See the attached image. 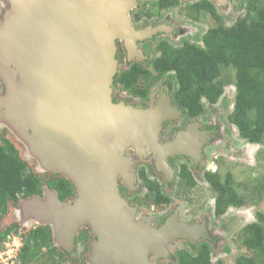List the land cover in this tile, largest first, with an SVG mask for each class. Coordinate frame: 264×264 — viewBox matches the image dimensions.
Returning <instances> with one entry per match:
<instances>
[{"label":"water","instance_id":"water-1","mask_svg":"<svg viewBox=\"0 0 264 264\" xmlns=\"http://www.w3.org/2000/svg\"><path fill=\"white\" fill-rule=\"evenodd\" d=\"M7 3L0 24V71L12 68L20 87L0 101V115L28 134L43 168L65 175L76 190L65 203L47 189L45 200L34 196L19 203L22 212L53 222L54 238L64 250H70L83 225L98 237L96 248L106 245L122 257L152 250L151 236L164 242L169 234L162 228L151 235L133 222L117 188L116 177H128L129 163L118 146L141 147L173 110L166 100L147 109L111 100L114 40L121 36L129 46L138 35L127 16L129 0ZM170 146L162 147V165Z\"/></svg>","mask_w":264,"mask_h":264},{"label":"flooded vegetation","instance_id":"flooded-vegetation-1","mask_svg":"<svg viewBox=\"0 0 264 264\" xmlns=\"http://www.w3.org/2000/svg\"><path fill=\"white\" fill-rule=\"evenodd\" d=\"M215 1L129 0L127 16L138 35L129 46L121 36L114 40L117 70L112 81L111 100L139 109L155 108L160 101L166 100L167 107L174 112H166L159 121L154 140L146 136L147 141L141 147L118 146V151L129 163L124 173L128 177L123 174L116 177L117 188L134 223L151 235L163 228L169 238L163 242L157 237L153 239L155 234L150 237L154 243L152 250L122 257L107 250L106 245L93 246L99 239L90 225H83L74 235L70 248L80 244L94 252L76 264H136L129 262L134 260H138V264H201L203 257L211 264H225L221 258H211L217 245L215 237L227 236L232 227L241 224L240 219L231 221L224 215L230 208L238 209L244 204L229 203L223 208L227 191L222 189L229 187L227 175L231 172L223 171L221 163L229 157L231 146L228 144L221 151L220 140L229 135L212 117L206 119L205 108L222 98L226 85L223 83L222 93L214 103L205 96H201L198 103L191 102L177 96L175 69L166 66L162 70L157 65L161 61L167 63L174 55H191V47H204V35L216 24L232 25L221 21L214 8ZM203 3L212 5L217 18L209 10L201 9ZM134 68H138V72L133 76L132 85L125 86L119 77ZM227 120L236 127L229 115ZM238 135L237 141L245 139L239 131ZM166 144H171L172 152L165 153V165H162L159 158ZM234 188L237 195L245 197L243 186L234 183ZM218 197L222 198L219 205ZM26 198L29 196L17 201ZM245 225L237 228L239 233ZM65 241L63 238V243Z\"/></svg>","mask_w":264,"mask_h":264},{"label":"trees","instance_id":"trees-1","mask_svg":"<svg viewBox=\"0 0 264 264\" xmlns=\"http://www.w3.org/2000/svg\"><path fill=\"white\" fill-rule=\"evenodd\" d=\"M201 9L214 15L212 5L201 4ZM244 17H239L231 26L216 24L204 35V47H191V55H174L167 63L157 64L162 70L166 66L175 69L177 96L197 102L205 96L210 103L217 101L222 93V70H233L232 82L235 96L229 119L239 134L249 142L264 145V0H248ZM216 18V14L214 15ZM160 68V69H161ZM138 68L121 74L125 86L132 85ZM221 78V79H220ZM202 110V109H201ZM252 190L258 198L264 195V164L260 177L254 178ZM46 185L55 189L59 199L73 194L74 187L64 177H52ZM229 187L222 202L242 205L247 199L235 192L233 178L227 175ZM40 179L27 170V163L15 150L13 144L3 138L0 143V216L7 210L8 202L42 192ZM220 192V191H219ZM243 197V198H241ZM222 198L218 197V205ZM13 227L0 232V244L13 234ZM241 244L249 253H240L235 264H264V210L256 213L253 222L246 224L239 233ZM22 245L18 253L19 264H34L41 250L47 249L52 263L56 254L51 244L52 236L46 226L30 228L22 235ZM2 246H0V249ZM58 254V253H57ZM201 256H203L201 254ZM201 264H211L206 258ZM202 258V259H203ZM56 264V263H54Z\"/></svg>","mask_w":264,"mask_h":264},{"label":"rangeland","instance_id":"rangeland-1","mask_svg":"<svg viewBox=\"0 0 264 264\" xmlns=\"http://www.w3.org/2000/svg\"><path fill=\"white\" fill-rule=\"evenodd\" d=\"M247 2L248 0L215 1L214 8L221 21L226 25H231L239 17L245 16V7ZM7 6L8 3L6 0H0V24L7 15ZM233 75L234 73L231 68H224L221 78H223L222 82L226 85V87L223 91L222 98H219L215 105L205 108L206 119L212 117V120H214L216 124L220 123V127L222 128L221 130L229 135V137L225 136L220 140L223 145V147H221V151H223L225 146L228 144L231 146L230 152L228 153L229 157L221 163L222 170H228L231 172V175L233 176V183H235V185L240 184L243 186L242 192L245 193L244 196L247 199L243 206L238 209L230 208V210L224 215L226 219L231 221H235V218L240 219L242 221L241 224L238 223L236 226L232 227L231 232L227 236L217 235L215 237L217 245L215 244L214 246L211 258L213 260L221 258L225 264H234L238 254L249 253V251L241 244V235L239 234L238 229L241 225L253 222L256 218V213L264 210V195H261V197L256 200L255 198H258L256 191H251L252 182L255 180L254 178L260 177L261 172H263L264 145L262 146L260 143L249 142L242 138H239L237 141L236 139L239 137L237 128L230 124L227 120L228 115L232 111L235 96V87L232 84ZM19 87L20 78L12 68H8L6 71H0V101L11 92H16ZM3 138L8 139L13 144L18 155L26 161L27 170L31 174L36 175L42 183V192L40 194H32L29 197L35 196L45 200L44 191L51 189L45 183L48 179L52 177H64L68 180V178L61 173H54L43 168L40 164L39 158L30 149L28 134L16 129L0 115V143ZM236 142L237 144L235 145L234 143ZM134 158L141 159L142 157L134 156ZM252 194L255 195V198H252ZM75 195L76 190L74 188L72 196L67 197L64 200H60L68 203L72 201ZM57 198L59 199L58 195ZM23 200L24 199L17 202H8L6 212L0 216V232L6 227L14 228L13 234H9V237L3 241L2 245L0 244V246H2L0 250H4L6 248L9 250L12 245H16L20 251V247L22 245L21 235L24 232L26 233L27 230L35 225H43L48 228L52 236L51 244L56 252L54 255V263L76 264L84 259L85 255L94 252V249L87 251V248H82L80 244H76L73 248H70V250H64L54 238L53 222H39V218L37 216L35 220L34 217H30L32 215H29L26 212L24 214L22 212L23 209L19 204L22 203ZM54 263H52L48 250L42 249L40 257L34 264Z\"/></svg>","mask_w":264,"mask_h":264},{"label":"built area","instance_id":"built-area-1","mask_svg":"<svg viewBox=\"0 0 264 264\" xmlns=\"http://www.w3.org/2000/svg\"><path fill=\"white\" fill-rule=\"evenodd\" d=\"M18 253L16 245H12L9 250L7 248L0 250V264H19Z\"/></svg>","mask_w":264,"mask_h":264},{"label":"bare ground","instance_id":"bare-ground-1","mask_svg":"<svg viewBox=\"0 0 264 264\" xmlns=\"http://www.w3.org/2000/svg\"><path fill=\"white\" fill-rule=\"evenodd\" d=\"M66 236V235H65ZM65 236L63 238H65ZM131 258V257H130Z\"/></svg>","mask_w":264,"mask_h":264}]
</instances>
